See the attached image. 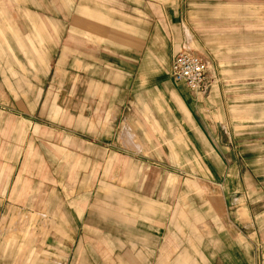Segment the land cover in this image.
Instances as JSON below:
<instances>
[{
  "label": "crops",
  "instance_id": "obj_1",
  "mask_svg": "<svg viewBox=\"0 0 264 264\" xmlns=\"http://www.w3.org/2000/svg\"><path fill=\"white\" fill-rule=\"evenodd\" d=\"M62 3L66 28L26 8V13L10 14L8 29L0 32L12 58L4 67L18 77L26 74L30 61L43 73L47 66L42 61L52 64L61 44L55 68L65 75L74 101L67 115L74 125L83 123L86 137V156L78 163L93 168L90 175L133 183L144 179L137 167L142 164L108 156L106 149L190 150L192 159L177 156L179 164H209L206 179L219 190L214 189L211 209L205 211L210 220L200 221H187L180 215L183 209L175 210L179 219H171L164 205L158 206L164 207L163 214L137 212L129 222L107 221L102 208H88L79 200L50 205L42 199L47 195L42 181L49 172H43L37 148L36 156H27L20 123L36 114L42 94L17 89L10 100L20 114L0 111V264H264V142L240 145L236 138L263 116L257 110L264 105L251 102L253 80L245 76L264 68V60L251 59L252 51H264V0ZM252 5L258 8L257 23L250 17ZM192 48L207 63L205 97L170 78L174 56L192 53ZM221 97L227 102L225 127L206 118L219 117ZM78 103L81 107L75 110ZM223 131L226 143L218 135L208 140V133ZM219 149H226L225 160L216 153ZM114 159L129 168L108 172L106 166ZM164 159L159 161H171ZM224 163L228 170L220 172ZM148 171L152 176L147 181L153 184L146 195H151L158 188L154 183L169 177ZM28 178L40 183L27 187ZM165 189L171 186L163 182L162 196ZM124 228L129 235L124 236Z\"/></svg>",
  "mask_w": 264,
  "mask_h": 264
},
{
  "label": "rangeland",
  "instance_id": "obj_2",
  "mask_svg": "<svg viewBox=\"0 0 264 264\" xmlns=\"http://www.w3.org/2000/svg\"><path fill=\"white\" fill-rule=\"evenodd\" d=\"M36 1V2H35ZM35 2V3H33ZM31 9L33 13H37L43 19L45 17H53L56 22L60 23V29L66 28V5L62 3V0H0V31L3 29H8L5 19L9 18V15L13 16L16 13H26L25 9ZM258 9L252 5V11L250 14L252 23H257V18L259 17ZM262 14V13H261ZM260 14V16H261ZM65 37L61 40L63 42ZM6 45L4 35L0 32V111L11 112L19 115V111L13 105L10 100V93L14 94L17 89L24 90L28 95H40L42 94L41 102L38 104L36 114L26 115L24 119L26 121H21L22 128H25L24 138L26 144L27 156H36L35 150L37 148V153L43 157V172L48 171V176L43 179V189L46 190V196H43V201L49 203L50 205L61 204L59 206H64L70 201L79 200L80 205H85L88 208L100 207L104 210L106 220L114 222L119 221L120 218L124 222H129L133 220V217L147 214L150 210L153 214L163 211L162 207L159 205H164L167 211L166 214L171 217V219H179V214L175 210H185V215L187 221H200L210 220L206 210L211 209V199L212 194L217 192L214 189L217 187L210 184L208 178V166L203 165H183L179 164L178 157L187 158L191 160L194 156L193 151L184 149H135V148H108V156H123L119 158L125 161V157H130L134 161L141 163L142 165L137 166L141 169L139 170L140 176H143V180L138 182H131L112 178L103 179L100 174L90 175L93 168L90 166H85L81 163V158L83 159L86 155V147L84 141L86 139L82 131V122H77L74 125L73 121L68 118L67 107L73 108V99L68 94L69 88L67 85V80L65 75L60 73V70L55 68L57 63V55L62 49L60 45L57 46L58 49L55 51V56L53 62L42 61L44 68L41 73L40 69L35 68V63H28L30 67L26 69V74L13 73V70H9L7 67L9 60H11V53L5 49ZM192 53L193 48L191 49ZM10 53V54H9ZM195 54V53H193ZM20 60V55L18 56ZM45 60V53L43 55ZM48 58V57H46ZM29 61V58H27ZM251 59L255 62L264 60V51L261 52L252 51ZM23 60V59H22ZM61 69V68H59ZM65 70V69H64ZM226 70V69H224ZM16 73L19 72L18 69L14 70ZM227 74V72H225ZM245 77H251L253 80L250 87V92L252 94V103L263 104L264 105V68L252 69L251 73L246 74ZM9 79V80H7ZM20 82L18 83V81ZM10 81L12 84H9ZM5 82V84H3ZM36 90V91H34ZM68 95L70 97H68ZM207 94L204 95V97ZM221 105L224 106L227 102L221 97ZM224 100V101H223ZM219 102L218 105L220 106ZM75 110H79L81 103L75 105ZM221 106L219 109V117H213L212 115H206L207 120L219 121L220 126L227 125V108L226 106ZM257 112L263 114L262 117L259 115L256 117L257 121L253 123L252 128L247 131L241 132L236 138L238 143L242 145L244 142L249 143H263L264 142V107H260ZM220 130V129H219ZM225 130V129H224ZM237 133V132H236ZM140 138L143 139V135ZM157 135V133H155ZM172 139L173 134H168ZM218 135L222 143H226L227 132L221 133H208V140L210 138ZM12 130V137H13ZM14 139V138H13ZM88 139V138H87ZM214 140V139H213ZM177 142V141H176ZM214 142V141H213ZM216 143V142H215ZM242 147V146H241ZM85 151V153H84ZM206 151V150H204ZM216 151V150H215ZM15 156L18 155L15 151ZM40 152V153H39ZM243 152L242 149L239 151ZM23 153V151H22ZM218 156L226 159V149H219L216 151ZM242 154V153H241ZM38 155V157H39ZM214 155V154H213ZM23 158V155H20ZM164 157L170 158V162L161 163L159 160L164 159ZM206 158L205 162H209L208 154H203ZM208 157V158H207ZM165 160V159H164ZM108 164L106 166L107 171L114 172L116 168H129L127 163H121L118 165V159ZM76 162V163H75ZM208 167V168H207ZM236 171L237 172V168ZM264 168V166H263ZM148 169L155 170L166 174L169 177L164 180L156 181L154 184H158V188L154 191V194L146 195L148 192L150 179L147 175L149 173ZM98 171V168L94 169ZM227 165L224 163L223 168L220 172H227ZM258 170V169H257ZM262 167L261 170L262 171ZM101 172V171H98ZM40 172L38 171V177L40 178ZM200 179V180H199ZM202 179V180H201ZM40 180V179H39ZM36 178L29 180V178L24 182L27 187H33L35 184L40 183ZM169 183L171 189H165L164 195L162 196V183ZM128 184V185H127ZM153 184V183H152ZM133 186V187H132ZM55 190L54 193L52 191ZM50 191V192H49ZM80 191L82 196L77 197L72 194H78ZM56 194V196H53ZM71 195L69 197L67 195ZM154 207V210H153ZM179 208V209H178ZM99 210V209H96ZM119 216V217H118ZM175 216V218H174ZM127 226V225H124ZM129 227V226H127ZM129 231L124 228V236L129 235Z\"/></svg>",
  "mask_w": 264,
  "mask_h": 264
},
{
  "label": "built area",
  "instance_id": "obj_3",
  "mask_svg": "<svg viewBox=\"0 0 264 264\" xmlns=\"http://www.w3.org/2000/svg\"><path fill=\"white\" fill-rule=\"evenodd\" d=\"M170 78L175 85L205 95L209 90L207 63L198 55L188 51L177 53L171 64Z\"/></svg>",
  "mask_w": 264,
  "mask_h": 264
}]
</instances>
